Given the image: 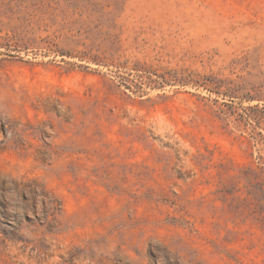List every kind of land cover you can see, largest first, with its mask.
I'll use <instances>...</instances> for the list:
<instances>
[{
	"label": "rangeland",
	"instance_id": "obj_1",
	"mask_svg": "<svg viewBox=\"0 0 264 264\" xmlns=\"http://www.w3.org/2000/svg\"><path fill=\"white\" fill-rule=\"evenodd\" d=\"M0 264H264V0H0Z\"/></svg>",
	"mask_w": 264,
	"mask_h": 264
}]
</instances>
